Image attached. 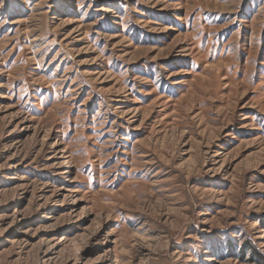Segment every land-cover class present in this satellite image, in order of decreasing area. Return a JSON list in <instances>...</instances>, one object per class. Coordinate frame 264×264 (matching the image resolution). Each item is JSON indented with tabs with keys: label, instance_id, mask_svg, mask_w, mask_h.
Wrapping results in <instances>:
<instances>
[{
	"label": "rangeland",
	"instance_id": "374dc122",
	"mask_svg": "<svg viewBox=\"0 0 264 264\" xmlns=\"http://www.w3.org/2000/svg\"><path fill=\"white\" fill-rule=\"evenodd\" d=\"M0 264H264V0H0Z\"/></svg>",
	"mask_w": 264,
	"mask_h": 264
}]
</instances>
